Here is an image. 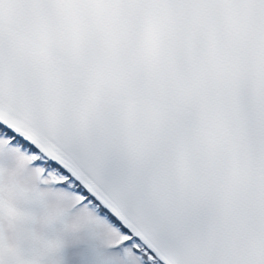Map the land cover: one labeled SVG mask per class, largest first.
I'll use <instances>...</instances> for the list:
<instances>
[{
	"label": "snow or ice",
	"instance_id": "obj_1",
	"mask_svg": "<svg viewBox=\"0 0 264 264\" xmlns=\"http://www.w3.org/2000/svg\"><path fill=\"white\" fill-rule=\"evenodd\" d=\"M0 264H264V0H0Z\"/></svg>",
	"mask_w": 264,
	"mask_h": 264
}]
</instances>
